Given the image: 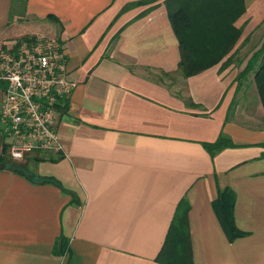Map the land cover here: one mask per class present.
<instances>
[{"label": "crops", "instance_id": "crops-1", "mask_svg": "<svg viewBox=\"0 0 264 264\" xmlns=\"http://www.w3.org/2000/svg\"><path fill=\"white\" fill-rule=\"evenodd\" d=\"M245 1L231 53L264 23V0ZM12 4L0 0V47L57 38L77 85L60 114L64 153L30 162L59 183L0 168V264H163L156 257L183 197L196 264H264V126L236 119L238 109L227 119L236 77L264 38L245 58L184 77L164 0H26L13 17ZM222 131L234 146L212 156L204 143ZM225 186L247 232L234 240L214 208Z\"/></svg>", "mask_w": 264, "mask_h": 264}, {"label": "trees", "instance_id": "trees-1", "mask_svg": "<svg viewBox=\"0 0 264 264\" xmlns=\"http://www.w3.org/2000/svg\"><path fill=\"white\" fill-rule=\"evenodd\" d=\"M169 11V16L180 42L181 59L178 65V73L184 77H189L218 64L227 55V59L222 63L226 67L233 60L234 55L239 52L236 47L243 33V27L237 26V20L246 12L245 0H164ZM146 2V1H145ZM148 2V1H147ZM25 11L26 0H13L12 17L15 13H20L19 8ZM21 14V13H20ZM50 18L60 22L54 16ZM36 36L28 35L17 40L20 44L24 40L35 39ZM251 72H254V81L257 87L259 98L264 107V42L260 49L255 51L248 60L244 70L241 71L236 80L238 82L237 91L242 85L243 79ZM171 75V73H164ZM236 95L230 105L227 119L229 120L236 106ZM69 102L66 101L60 109L63 112L67 109ZM207 150L215 156L226 147L234 146L232 139L223 131L214 142L204 143ZM264 148V142L261 143ZM61 155L35 154L27 158L25 162L13 160L5 144L0 152V168L11 169L25 175L33 182H57L50 176H42L36 172V167L30 162L41 160H56ZM264 157V151L262 152ZM236 191L231 186L220 188L218 197L214 200V208L218 218L224 227L230 240L247 234L236 224ZM191 209L190 201L183 197L178 204L171 226L167 233L164 245L156 257V260L163 264H196L193 254L192 236L190 229L189 213ZM63 241L62 252H65L66 239Z\"/></svg>", "mask_w": 264, "mask_h": 264}, {"label": "built area", "instance_id": "built-area-1", "mask_svg": "<svg viewBox=\"0 0 264 264\" xmlns=\"http://www.w3.org/2000/svg\"><path fill=\"white\" fill-rule=\"evenodd\" d=\"M0 84V133L10 157L24 162L35 154L62 155L60 105L77 82L68 74L60 41L40 35L0 47Z\"/></svg>", "mask_w": 264, "mask_h": 264}, {"label": "rangeland", "instance_id": "rangeland-1", "mask_svg": "<svg viewBox=\"0 0 264 264\" xmlns=\"http://www.w3.org/2000/svg\"><path fill=\"white\" fill-rule=\"evenodd\" d=\"M19 10L23 16L25 14L24 9L23 8L21 9L20 7ZM31 27H32L31 24L30 25L25 24L23 26L21 25L19 28V31L25 33L28 30H30ZM29 32L30 31H28L27 33ZM263 38H264V23L261 27L256 29V34L253 37L248 38L249 39L248 42L250 43H248L249 45H247V47L241 50L243 47L242 45L244 44L240 45L241 49H239V52L237 55H240V57H243V58H245L247 55H250L252 50H254L257 46L261 45ZM156 76L164 80H169V78L164 75L158 74ZM173 77L174 79L171 81L172 85L175 83L174 80H176L177 75H173ZM0 96H1V93H0ZM260 104H262V102L259 98L257 88L254 85L253 74L252 73L248 74L247 77L243 79L242 85L237 91L235 110L238 109V112H237L236 119L240 121H244V122L250 121L253 126H258V127L264 126V122L259 117L256 116V114H258V112L261 111ZM235 110L233 112L234 114L236 112ZM249 114L250 115L252 114V116L249 117Z\"/></svg>", "mask_w": 264, "mask_h": 264}]
</instances>
